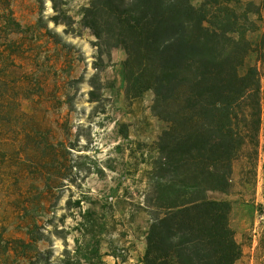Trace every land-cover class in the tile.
I'll return each mask as SVG.
<instances>
[{
    "label": "trees",
    "instance_id": "16d2710c",
    "mask_svg": "<svg viewBox=\"0 0 264 264\" xmlns=\"http://www.w3.org/2000/svg\"><path fill=\"white\" fill-rule=\"evenodd\" d=\"M7 2L0 0L3 23L17 32ZM54 11L53 24L71 27L69 16ZM251 13L260 12L238 10L230 0H89L83 9L79 25L97 46L126 54V97L152 91V112L166 124L147 175L143 206L150 223L142 264H235L240 258L232 203L208 192L228 191L233 162L246 149L256 153L259 143L261 75L247 59L261 54L264 34L249 36L259 30ZM16 66L12 53L0 49V177L41 176L47 165H61L67 146L51 141L50 129L21 109L20 100L35 94L37 84ZM96 78L89 80V101L98 96ZM5 241L0 233V250H8Z\"/></svg>",
    "mask_w": 264,
    "mask_h": 264
},
{
    "label": "rangeland",
    "instance_id": "374dc122",
    "mask_svg": "<svg viewBox=\"0 0 264 264\" xmlns=\"http://www.w3.org/2000/svg\"><path fill=\"white\" fill-rule=\"evenodd\" d=\"M7 1L20 29L12 31L0 13V49L12 53L17 74L25 72L37 84L35 94L20 100L21 109L67 149L61 165H47L41 176L0 177V233L8 248L0 250V264L141 263L150 223L143 206L147 175L166 126L152 112L153 92L126 97L124 50L97 46L79 25L89 0ZM230 2L238 10H258L250 17L259 30L249 36L264 34V0ZM55 6L71 27L49 20ZM247 64L261 75L257 151L246 149L233 162L228 191L208 196L232 203L230 226L241 248L235 264H264V48ZM93 76L98 96L89 101ZM58 175L63 177L54 179Z\"/></svg>",
    "mask_w": 264,
    "mask_h": 264
},
{
    "label": "crops",
    "instance_id": "0c3cea01",
    "mask_svg": "<svg viewBox=\"0 0 264 264\" xmlns=\"http://www.w3.org/2000/svg\"><path fill=\"white\" fill-rule=\"evenodd\" d=\"M129 260H132V259H129ZM139 264H142V263H139Z\"/></svg>",
    "mask_w": 264,
    "mask_h": 264
}]
</instances>
